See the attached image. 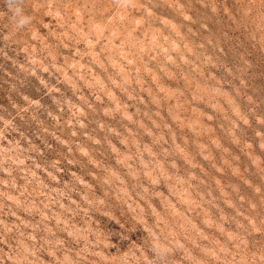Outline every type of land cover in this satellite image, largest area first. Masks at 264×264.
I'll return each instance as SVG.
<instances>
[{"label":"rangeland","instance_id":"rangeland-1","mask_svg":"<svg viewBox=\"0 0 264 264\" xmlns=\"http://www.w3.org/2000/svg\"><path fill=\"white\" fill-rule=\"evenodd\" d=\"M0 264H264V0H0Z\"/></svg>","mask_w":264,"mask_h":264}]
</instances>
